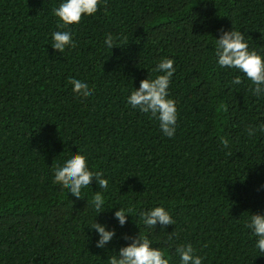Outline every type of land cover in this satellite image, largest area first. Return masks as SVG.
Listing matches in <instances>:
<instances>
[{"label": "trees", "instance_id": "16d2710c", "mask_svg": "<svg viewBox=\"0 0 264 264\" xmlns=\"http://www.w3.org/2000/svg\"><path fill=\"white\" fill-rule=\"evenodd\" d=\"M60 2L0 0V264H108L139 232L170 264L181 244L203 264H264L245 227L264 214V98L250 81L231 85L240 74L214 55L219 30L232 28L264 55V0H101L69 26L75 47L62 54L51 48ZM162 58L175 61L173 138L126 102ZM71 79L92 94L74 93ZM78 152L109 181L105 202L116 208L97 218L95 181L80 199L53 182L54 167ZM156 206L175 224L146 231L139 213ZM119 207L132 209L123 227ZM95 218L116 231L106 250L95 247Z\"/></svg>", "mask_w": 264, "mask_h": 264}, {"label": "clouds", "instance_id": "9594fccd", "mask_svg": "<svg viewBox=\"0 0 264 264\" xmlns=\"http://www.w3.org/2000/svg\"><path fill=\"white\" fill-rule=\"evenodd\" d=\"M100 4L101 0H61L52 11L57 23L56 30L51 33V48L62 54L66 49L75 47L74 31L69 26L78 25L82 16H92L98 11ZM214 40L216 65L220 69H231L240 74L232 79L230 84L240 85L243 81H250L253 86L250 87L252 94L257 98H264V55L256 50H250L245 35L233 28L219 30V36ZM115 43L112 35L106 36L104 45L107 49H113ZM174 63L173 59L162 58L153 70L159 75L140 81L139 88L132 91L126 100L131 108L150 114L158 122L161 132L168 138L175 136L178 120L175 101L169 98L171 80L176 71ZM69 82L74 93L92 94L93 89L86 80L71 79ZM258 130L264 133V125H260ZM256 132V127L248 126V136H255ZM224 144L227 147V141H224ZM93 181L98 190L94 192L91 204L93 210L98 213L97 218L106 210L116 208H109L105 202L104 192L109 188V181L104 178V173L91 170L88 157L80 152L67 156L53 169V182L79 199L82 190L89 188ZM131 213V208L119 207V210L115 211L114 218L120 227L128 223L129 217L133 218ZM96 218L90 228L98 237L95 247L106 250L116 237V231L110 229L107 224L97 223ZM139 219L146 231L155 230L158 224L161 229L175 224L170 211L163 206L141 211ZM245 227L255 238L254 247L264 253V214H249ZM173 236L172 232L168 240L171 241ZM122 239L125 241L124 246L111 250L115 254L108 257V264H170L167 253L153 247L147 235H141L140 232L138 235L125 234ZM169 247L171 248L172 244H169ZM175 254L179 257V264H203L204 258L196 254L191 244L176 246Z\"/></svg>", "mask_w": 264, "mask_h": 264}]
</instances>
